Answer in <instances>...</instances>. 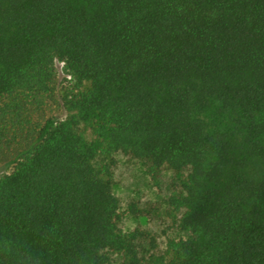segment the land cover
Listing matches in <instances>:
<instances>
[{
  "label": "trees",
  "instance_id": "trees-1",
  "mask_svg": "<svg viewBox=\"0 0 264 264\" xmlns=\"http://www.w3.org/2000/svg\"><path fill=\"white\" fill-rule=\"evenodd\" d=\"M117 153L156 185L174 172L180 234L162 249L121 227ZM7 161L4 249L24 242L42 264H264V0H0Z\"/></svg>",
  "mask_w": 264,
  "mask_h": 264
},
{
  "label": "rangeland",
  "instance_id": "rangeland-1",
  "mask_svg": "<svg viewBox=\"0 0 264 264\" xmlns=\"http://www.w3.org/2000/svg\"><path fill=\"white\" fill-rule=\"evenodd\" d=\"M62 67L63 65L59 63V81L65 77ZM52 115L62 118L65 116V111L59 109ZM87 134L89 138L94 137L90 131ZM115 158L117 164L114 193L119 200L122 229L124 231H133L137 228L147 230L156 238L158 248H164L169 240L177 238L180 234L174 214L166 203L173 191L174 172L165 170L159 179V185H156L140 161L132 160L122 153L115 154ZM13 166L14 161L0 164V176L10 172ZM133 204L139 208H148L154 205L158 208L157 216L134 215L129 210ZM110 264H124L123 258L116 255Z\"/></svg>",
  "mask_w": 264,
  "mask_h": 264
},
{
  "label": "clouds",
  "instance_id": "clouds-1",
  "mask_svg": "<svg viewBox=\"0 0 264 264\" xmlns=\"http://www.w3.org/2000/svg\"><path fill=\"white\" fill-rule=\"evenodd\" d=\"M0 252H4L10 258L11 264H42V258L39 254L21 241L15 242L7 249L0 247Z\"/></svg>",
  "mask_w": 264,
  "mask_h": 264
}]
</instances>
